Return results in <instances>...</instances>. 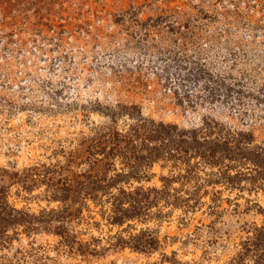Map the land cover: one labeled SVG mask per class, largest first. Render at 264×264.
Returning <instances> with one entry per match:
<instances>
[{"label":"rangeland","instance_id":"374dc122","mask_svg":"<svg viewBox=\"0 0 264 264\" xmlns=\"http://www.w3.org/2000/svg\"><path fill=\"white\" fill-rule=\"evenodd\" d=\"M141 117L211 125L225 175L160 156L110 180L129 168L106 131ZM256 167L264 174V0H0V217L36 218L0 224V264H226L242 227L264 220ZM91 174L113 183L67 202L69 250L39 221L59 224L55 186ZM120 191L139 202L119 225ZM139 233L155 248L120 245Z\"/></svg>","mask_w":264,"mask_h":264},{"label":"trees","instance_id":"16d2710c","mask_svg":"<svg viewBox=\"0 0 264 264\" xmlns=\"http://www.w3.org/2000/svg\"><path fill=\"white\" fill-rule=\"evenodd\" d=\"M143 128V136L140 133V130ZM211 125L207 124L202 128L194 129H179L175 126L169 124H163L161 122H155L151 119L142 118L137 120V123L129 124L128 129L125 134H120L117 130H113L112 126H109L107 134H109L110 139L107 140L106 145L109 147V152L118 153L119 157L124 159V164L127 166V169L123 172H117L114 176L109 178L115 182L122 177L128 176L130 173L132 175L133 170L136 167H139L140 164L152 163L158 157L162 156L165 159H172L175 161L183 162L186 166V172H192V170L197 166L192 164L190 161L193 158H200V161L203 162L208 167L216 168L218 176L222 177L226 173V169L221 168V157L216 156L214 146H217L220 140H215L214 138H209L207 135L211 131ZM207 136V137H206ZM124 138V139H123ZM136 140V142H135ZM224 141V140H223ZM123 142V144H121ZM225 143V142H221ZM139 144V145H138ZM103 145L102 150L106 149L107 146ZM206 148H210L207 150ZM107 152H105V155ZM108 158V156L106 157ZM197 161V160H196ZM199 163V161L197 162ZM257 175H264L262 172H259L260 169L256 167ZM132 170V171H131ZM229 177L226 179L233 178L228 174ZM238 177L237 175H234ZM109 179L97 178L96 175L91 174L84 177V180L77 182L71 187L70 185L65 186H55L54 191L52 192L53 200H57L61 203V213H57L53 220H57L59 224L55 226L51 219H45L39 221L47 231H53L55 234L61 237V242L69 250H72L73 240H69L65 236V224L66 219L71 215L70 211V202H75L76 199L82 194L84 199L92 198L95 199L97 194H109V188L113 182H109ZM229 185V184H228ZM78 186V187H77ZM76 188V189H75ZM141 189V188H140ZM56 190V191H55ZM160 192V191H159ZM157 192V193H159ZM125 196L128 200V205L125 206L124 198L123 199H114L111 211L114 213L110 216V220L113 224H122L125 220L135 217L138 212V204L130 199L129 194L124 191H120L118 195ZM183 200L184 203L189 205L191 200ZM69 201V204L67 202ZM194 202H198V199H194ZM215 202V199H212V203ZM1 206V205H0ZM237 206V204H234ZM1 212L0 224L1 230H5L11 224H17V226H25V228L32 229L31 225L36 221H26L28 218L27 214H23L20 211H15V213H7L5 216V208ZM78 209L75 211L77 212ZM259 211L264 212L263 208L259 207ZM55 213L53 210L48 211L47 213ZM74 212V214H75ZM78 214V213H77ZM36 217V216H33ZM25 223H27L25 225ZM242 230L245 234L238 242V250L230 258L226 264H261L264 262V220L259 224L251 222L250 224H245L242 227ZM120 245H129L132 249L144 251L147 248H155V244L152 242V239H145L142 234H136L132 236L131 242L124 241L120 238ZM77 251L84 253L82 248H78Z\"/></svg>","mask_w":264,"mask_h":264}]
</instances>
